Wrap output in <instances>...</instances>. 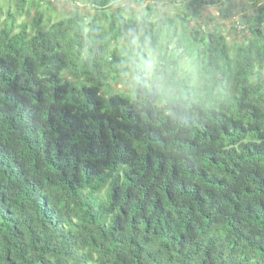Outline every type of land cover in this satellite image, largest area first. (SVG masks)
Masks as SVG:
<instances>
[{"label": "trees", "instance_id": "obj_1", "mask_svg": "<svg viewBox=\"0 0 264 264\" xmlns=\"http://www.w3.org/2000/svg\"><path fill=\"white\" fill-rule=\"evenodd\" d=\"M67 1L0 0V264H264V0ZM184 56L206 102L160 106Z\"/></svg>", "mask_w": 264, "mask_h": 264}, {"label": "rangeland", "instance_id": "obj_2", "mask_svg": "<svg viewBox=\"0 0 264 264\" xmlns=\"http://www.w3.org/2000/svg\"><path fill=\"white\" fill-rule=\"evenodd\" d=\"M238 2L242 3V5H254L252 0H238ZM149 4L146 2V5ZM160 6L168 9L170 13L174 12V4L172 0H166L165 2L159 3ZM90 6L88 4H78L76 2H68L67 0H45L43 4L39 6V11L44 12V20L49 19L50 22L58 21L64 17L71 15L74 9L79 10L83 14H91ZM122 7L123 9L131 8L133 12H140L142 5L133 2H124L117 6ZM238 7H241L238 4ZM249 11H252L253 8L248 7ZM45 10V11H44ZM219 9L216 6L205 7L203 9L202 16L199 20L193 22V27L201 25L204 30L214 31L215 29H219L225 36L228 37L229 42L231 43L235 38L234 34L238 33L241 36V29L243 26L238 24L239 16L242 15V8L239 10V14L231 18V20H224L219 17ZM30 21L31 18L26 14H23L21 17V21ZM125 89V87H121Z\"/></svg>", "mask_w": 264, "mask_h": 264}, {"label": "clouds", "instance_id": "obj_3", "mask_svg": "<svg viewBox=\"0 0 264 264\" xmlns=\"http://www.w3.org/2000/svg\"><path fill=\"white\" fill-rule=\"evenodd\" d=\"M138 63H143L142 57ZM176 70L179 73L178 82L171 86L169 95L160 98L158 102L160 106L205 103L206 97L201 87L202 69L200 65L194 59L184 56L178 60ZM154 79L161 80L163 77L156 75Z\"/></svg>", "mask_w": 264, "mask_h": 264}]
</instances>
